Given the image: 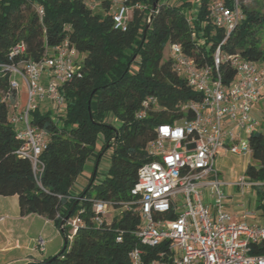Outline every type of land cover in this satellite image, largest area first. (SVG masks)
<instances>
[{
	"label": "trees",
	"instance_id": "trees-1",
	"mask_svg": "<svg viewBox=\"0 0 264 264\" xmlns=\"http://www.w3.org/2000/svg\"><path fill=\"white\" fill-rule=\"evenodd\" d=\"M224 1L228 7L234 2ZM250 1L237 0L242 18L226 35L210 20L209 0H128L125 30L114 28L105 0L99 6L102 13L84 0H0V64L20 58L38 60L64 38L83 55L80 67L61 88L64 114L32 112V123L47 134L38 156L43 165L40 172L15 153L21 142L8 121V101L15 91L10 71L0 68V195H17L20 215H40L59 230L64 217L81 219L71 237L66 221L62 224L67 242L59 253L27 264H128V252L139 245L131 232L140 224L138 196L131 189L139 167L152 159L146 145L154 139L158 124L190 117L192 113L182 112L181 106L201 97L174 71L169 47L179 44L197 65L209 64L213 70L212 56L218 46L221 55L264 62V0ZM20 42L25 51L10 57V49ZM218 72L225 84L235 77L228 58L220 62ZM148 96L156 99L155 105L144 118H136ZM247 139L253 162L247 163L243 174L249 182L261 183L255 187L263 199L264 133L252 132ZM97 142L100 146L95 150ZM107 149L106 174L95 181L96 165ZM89 160L95 168L77 195L82 198H71L72 187ZM94 200L120 212L98 224ZM119 232L121 241L116 240ZM143 249L147 259L155 256L157 248ZM250 253L264 255V241L252 243Z\"/></svg>",
	"mask_w": 264,
	"mask_h": 264
},
{
	"label": "built area",
	"instance_id": "built-area-1",
	"mask_svg": "<svg viewBox=\"0 0 264 264\" xmlns=\"http://www.w3.org/2000/svg\"><path fill=\"white\" fill-rule=\"evenodd\" d=\"M105 1L114 28L125 30L130 13L128 0ZM84 2L93 10L102 4V0ZM208 8L212 24L226 35L241 21L237 0L231 7L224 0H209ZM37 10L42 14L41 7ZM24 51L20 42L12 46L9 55ZM77 54L68 38H64L38 60L20 58L15 63L0 64V68L10 71V86L15 91L14 99L8 101V121L21 142L15 153L29 159L35 171L40 172L43 167L38 156L45 148L47 134L32 123V112L40 109L41 102H47L45 111L54 117L64 114L61 88L80 67ZM169 56L174 71L201 97L181 106L182 112L192 113L190 117L158 124L154 139L146 145L152 159L139 167L131 189V194L138 196L140 224L131 232L139 245L128 252V264H264V255L250 253L252 243L264 241V222L246 223L252 216L247 210L237 220L231 217L225 209V183L214 167L215 156L221 151L250 156L248 135L264 133L253 115L255 104L264 95V62L238 54L221 55L219 46L212 56L214 70L209 64L197 65L179 44L170 45ZM225 58L235 69V77L228 84L223 83L218 72ZM155 102L153 96L146 97L136 118H144ZM232 185L243 191L246 186L261 183L246 182L242 175ZM77 195L71 198H82ZM92 203L94 221L100 224L113 207L102 200ZM113 209L115 214L120 212ZM66 223L71 237L81 219L75 215ZM116 240H122L121 232ZM36 243L42 252L44 240L40 237ZM143 247L157 248L155 256L146 259Z\"/></svg>",
	"mask_w": 264,
	"mask_h": 264
},
{
	"label": "crops",
	"instance_id": "crops-1",
	"mask_svg": "<svg viewBox=\"0 0 264 264\" xmlns=\"http://www.w3.org/2000/svg\"><path fill=\"white\" fill-rule=\"evenodd\" d=\"M98 8L102 10V7ZM47 105V102H41L39 111L45 112ZM224 153L221 151L215 156V163L217 156L225 155ZM89 162L91 163L92 160ZM218 172L220 174L219 170ZM223 182L226 186L234 187L232 181ZM80 190L75 189L72 194L79 193ZM239 216L231 215L235 220L239 219ZM245 222L248 223L247 219ZM263 222L264 220L253 224ZM40 237L44 240L42 252L38 250L36 243ZM62 241L61 231L53 221L33 213L22 216L19 213L17 195H0V264L40 262L58 252Z\"/></svg>",
	"mask_w": 264,
	"mask_h": 264
},
{
	"label": "rangeland",
	"instance_id": "rangeland-1",
	"mask_svg": "<svg viewBox=\"0 0 264 264\" xmlns=\"http://www.w3.org/2000/svg\"><path fill=\"white\" fill-rule=\"evenodd\" d=\"M167 2L175 3L177 2V0H167ZM245 3L251 4V1L245 0ZM95 11L102 13V10L99 8H96ZM166 53L167 50L164 51V57H166ZM82 57V54H77L78 65L80 64ZM22 99H24V95H22ZM253 115L257 120H259L261 124V130H264V95L254 106ZM241 137L245 138V135H242ZM99 146L100 142H97L95 150H98ZM224 154L225 155L220 154L217 156L214 167L220 171L219 178L221 181H232L233 183H236L240 179V177L244 175L243 173L247 163H252L253 160L250 158V156H240L231 152H225ZM109 156V149L101 153L95 169V181H99L105 176L107 167L109 165ZM94 168V163L86 161L83 170L78 175V179L75 181L72 187L73 192L75 191V189H82L81 187L85 186L88 183L89 176L94 171ZM81 179H83V181H80ZM246 182H248L247 179ZM222 188L226 195L225 208L229 214L239 216L242 211L247 210L252 213V216H249L247 218V222L249 224L258 223L259 221L261 222L264 220V198H260V194L257 193V187L246 186L244 187L243 191H241V189L237 186H234L232 188L230 186L224 185ZM115 212L116 211L113 208H109L106 214V218L110 220ZM62 242L58 252L63 245ZM58 252H56L55 254H57Z\"/></svg>",
	"mask_w": 264,
	"mask_h": 264
},
{
	"label": "water",
	"instance_id": "water-1",
	"mask_svg": "<svg viewBox=\"0 0 264 264\" xmlns=\"http://www.w3.org/2000/svg\"><path fill=\"white\" fill-rule=\"evenodd\" d=\"M153 11H154V7H153V9L151 10V12H150V14H149V17H148V20H147V26L149 25V21H150V19H151V17H152ZM67 218H68L67 216L64 217L63 220H62L61 223H60V227H61L60 231H61V233L63 234V247H64V245H65L66 242H67V235L64 234V230H63V228H62V224L64 223V221L67 220ZM59 252H60V251H59ZM59 252H58V253H59Z\"/></svg>",
	"mask_w": 264,
	"mask_h": 264
}]
</instances>
